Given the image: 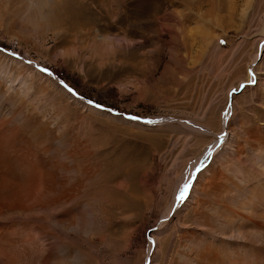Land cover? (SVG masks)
<instances>
[{
    "label": "rangeland",
    "instance_id": "obj_1",
    "mask_svg": "<svg viewBox=\"0 0 264 264\" xmlns=\"http://www.w3.org/2000/svg\"><path fill=\"white\" fill-rule=\"evenodd\" d=\"M57 1L48 13L45 10L50 19ZM90 3L89 12L81 4L78 14L91 21L82 27L100 33L97 38L101 36L104 47L112 49L103 60L100 52L91 49V40L63 61V48H52L54 39L39 48L19 44L6 25L0 29V48L20 52V45L26 51L23 55L59 71L61 81L118 117L87 115L95 132L113 144L101 159L119 155V170L125 173L128 167L135 187L130 207L115 210L109 237H97L96 248L84 244L86 253L94 252L93 263L171 264L188 232H201L192 203L169 210L192 164L213 148L226 120L237 134L241 129L264 127V0ZM253 74L255 84L250 83ZM63 100L67 102L66 97ZM80 111L75 106L72 113ZM129 115L160 120L162 125L133 126L124 122ZM190 123L212 128L207 133L186 130ZM240 141L244 143V138ZM234 163L238 166V159ZM202 172L195 173L197 178Z\"/></svg>",
    "mask_w": 264,
    "mask_h": 264
},
{
    "label": "bare ground",
    "instance_id": "obj_2",
    "mask_svg": "<svg viewBox=\"0 0 264 264\" xmlns=\"http://www.w3.org/2000/svg\"><path fill=\"white\" fill-rule=\"evenodd\" d=\"M59 1L48 14L50 19L45 10L53 0H0V29L6 25L19 44L38 48L54 39L52 48H63V61L91 40V49L103 60L110 48L104 47L101 36L97 38L100 33L82 27L90 20L78 14L81 4L89 9L91 0ZM19 48L20 52L0 48L4 56L0 57V264H94V252L86 253L84 244L94 248L97 237H109L115 210L130 207L135 187L128 167L125 173L119 170V155L101 159L113 144L95 132L87 115L118 117L106 108L90 106L78 92L79 96L70 94L60 83L59 71L51 70V77L42 73L39 68L48 66ZM75 106L82 112L74 115ZM155 121L157 127L162 125ZM124 122L146 127L126 118ZM190 124L186 130L195 131ZM197 126L195 132L201 133L212 128ZM233 128L226 120L211 148L218 151L206 162L201 177L195 175L199 160L192 164L185 180L193 186L183 201L184 181L180 182L169 210L192 203L201 232L185 234L171 264H264V127L240 128L241 134ZM206 155L207 151L201 160ZM235 159L238 166H233Z\"/></svg>",
    "mask_w": 264,
    "mask_h": 264
},
{
    "label": "snow or ice",
    "instance_id": "obj_3",
    "mask_svg": "<svg viewBox=\"0 0 264 264\" xmlns=\"http://www.w3.org/2000/svg\"><path fill=\"white\" fill-rule=\"evenodd\" d=\"M221 43H226V42H225V41H221ZM11 55H13V56H19V54L15 53V52L11 53ZM28 63L31 64L32 62L29 61ZM39 71H41L42 73H45L46 75H48V76H50V77L53 75L52 71H51L49 68H47V67H40V68H39ZM60 83H61V85H62V86H63V87H64V88H65L70 94H72L73 96H79V94H78L77 92H75V91H74L70 86H68L65 82L61 81ZM250 83H251V84H255V83H256L255 75H254V74H253V78H252V80L250 81ZM242 87H247V85H243ZM235 91H236V90L234 89L233 92H235ZM79 98H80L81 100H84V99H85V98L82 97V96H80ZM87 103H88L90 106L95 107L96 109H100V110H103V109H104V106H103V105H101V104H99V103H97V102H94V101H92L91 99H87ZM108 111H112V110H111V109H108ZM226 115H227V114H226ZM128 119H130V120H134V121H137V122H140V123H144V124H146V125H154V124L157 123L155 120H152V119H146V118H142V117L135 116V115H129V116H128ZM224 139H225V137H224L223 135H221V136L219 137V140H220L221 142H223ZM213 155H214L213 151H212L211 149H209V150L207 151V155L205 156L204 160H201V161L199 162V167H197L196 170H195V172H196L197 174L200 173V172H201V171L207 166L206 162H207L208 160L212 159V158H213ZM192 186H193V185H192V182H191V181H189V183H185V184L183 185V190L180 192V200H181V201L185 200V198L188 196V194H189V190H190V188H191ZM152 243H154V241H153Z\"/></svg>",
    "mask_w": 264,
    "mask_h": 264
}]
</instances>
